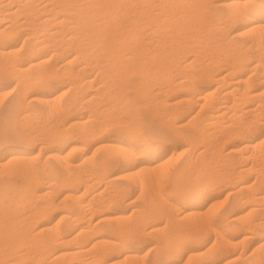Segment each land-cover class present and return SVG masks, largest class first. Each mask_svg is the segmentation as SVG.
I'll return each instance as SVG.
<instances>
[{
	"label": "bare ground",
	"instance_id": "obj_1",
	"mask_svg": "<svg viewBox=\"0 0 264 264\" xmlns=\"http://www.w3.org/2000/svg\"><path fill=\"white\" fill-rule=\"evenodd\" d=\"M15 3L18 5V7L17 6L13 7L14 5H12V4H15ZM19 11H21V13ZM18 12L20 13V15L22 14V12L25 15L23 14L24 21L16 24L13 21L14 20H16L15 22L18 21L17 17H19V16L16 15V14H19ZM26 15H27V17H29L28 22L26 20L27 18L25 19ZM14 17H15V19H13ZM5 18L6 19L10 18L9 20H13V21L5 20ZM19 18H21V17H19ZM222 19H225L226 24L227 23H232V24L238 23V25H239L237 30H235L233 33L232 32L230 33V37L228 35H226V40H227V37L229 38V42L227 41L228 43H230V44L234 43V42L236 43L237 40L239 41L240 38H242L245 40L244 46L246 44L247 45L259 44L261 46V49H260V46H258V45H256V46H258L259 48L255 47L259 50V52L256 51L258 53V54H255V55H257V59L254 62H252L253 64H250L249 66L247 65L248 67H245L246 64L244 66H243L244 63L242 64L243 57H237V58H234L233 62H230L231 63L230 67L228 66V65H230V63L229 64L226 63L227 64L226 66H228L229 68L225 69L224 67H222L220 69V67L219 68L216 67V65L219 64V63H217V62H219V60L216 57H214L212 54V56L218 60L217 62L212 61L215 59L211 58L212 59L211 62L202 65L203 67L206 66L205 68H203L202 66H199L201 68L198 67V69H197L196 68L197 66L195 67V69H196L195 71L198 72V70H199L198 73L186 74L187 73L186 72L182 75L180 74L181 75L180 78L176 76V78H174V81L171 80V78H173L174 76L172 77L168 74L170 76V78H169L165 72V70L169 69V67L166 69V65H167L166 63L167 62L166 63L161 62V58H162V61L166 60V59L165 60L163 59V54L166 52V50H168V49L170 50V48H169L170 45L168 47H166V44H168V43L170 44V42L174 43L173 41L177 42L176 39L180 38L179 36H182L181 39L185 38L188 41V38H187L188 34L186 36H184V33H185L184 30H186V33L187 32L190 33L189 31L192 28L197 29L198 33L196 32L197 30L196 31L194 30L196 33L192 31L189 35H191V37L193 39H195L196 37L201 38V36L197 35V34H199V32H201V30L199 31V29L202 28L201 26L206 27V24L211 25V26H213V25H215V26L219 25L220 26V24H221L220 21ZM21 20H23V19H21ZM24 22L27 23V27L29 24L35 28L30 27L33 30H31L30 28H27V29H30V32L26 31L25 37L23 38L24 40L21 43L24 45L26 42V43H28L27 44L28 46H26L25 49H22L23 45L21 46V48L17 47L18 49H14L15 47L13 48V46H12L13 44L11 45V43L7 42V40L10 37V35H13L12 33L14 31H16V33H15L16 35L18 32H21V31L17 30V28L20 27L19 29L21 30L22 25H24ZM13 23H14V26H13ZM54 26L59 27V29L53 30L52 28ZM187 27H190L191 29L187 28ZM221 27H223V26L221 25ZM10 28H11V30H10ZM12 28L16 29V30H14L12 32V30H13ZM24 28L26 29L25 26L23 27V29ZM216 28H217V26H216ZM225 28L227 29L226 32L229 31L227 27H225ZM144 29H147L148 31H147V34L143 35ZM202 29H204V28H202ZM213 29H215V28H213ZM217 29H220V27ZM223 29H224V27L222 28V30ZM181 30H182V32H181ZM178 31L180 33H178V36H177L176 34ZM183 31H184V33H183ZM204 31L205 30H203V33L202 34L200 33V34L201 35L206 34V32H204ZM181 33H183V34L181 35ZM212 34H213V32H211V35ZM226 34H228V33H226ZM145 35H146V38H145ZM217 35H219V34H217ZM220 35H219V37H220ZM222 35H223V32H222ZM183 36H184V38H183ZM58 37H59V39H57ZM191 37L189 39L193 42ZM197 38H196V40L199 39V38L198 39ZM211 38H213V37H211ZM215 38H216V36H215ZM224 38H222V40ZM216 39H213V40L216 41ZM50 40H54V41H52V43L57 42L58 40H60V42H61V43H57L56 45H58V46L60 45V46L57 49L53 48L55 50L51 51V52H49L48 50L45 49L47 44L49 45V43L51 42ZM220 40L221 39L219 38V41ZM8 41H10V40H8ZM71 41H77L78 44L80 42L81 46L83 43V44H85L86 47L83 45L84 47L81 48V46H80L79 48H81L82 50L77 49L78 51H76V52L73 51V52H75L73 54L68 55L66 53L67 56L66 57H65V55L63 56V57H65V63L63 65H65V64H67V65L72 64L73 65V63L76 64V62L74 60L78 59L79 57L80 58L84 57L82 59V61H83L85 58H87V56L89 58V56L94 54V53L101 54L102 57L98 58V59L102 58L101 59L102 62L101 61L100 62L110 64L109 67H111V69L109 68L107 70L108 67L106 66V71L109 73H112L113 75L118 76L119 79L121 78L122 82L124 80L123 78H125V77L128 78V76H127L128 74L130 75L131 73H135V72H136V75L140 74L139 76L143 79L144 83L143 82L142 83L137 82L138 84H135L134 87H133V85L132 86L129 85L130 87H132L131 89L134 88L135 91L134 90L133 91L135 92L134 94L137 97L138 96L139 97H143V96L148 97L149 96L148 93H151V92H147V91H150L151 87H150V89L146 88L149 86L147 84V83H149L148 80L153 79V82H155L154 80H156V79H154V77H152V76H153V74H155L156 71L160 70L162 74H165V76L167 75L164 80L166 82L170 80V82H169V84H168V82L166 83L167 86L164 85L165 83L162 84L166 87L160 88L159 92H158V90L156 91L158 93L157 94L158 96H159V93H163L162 95H164V93H168V92L171 93L172 90H173V93H175L174 90L176 88H178V89H176V91L179 90V88H181V89L183 88L184 94H182V97H183L182 100L185 103L192 104V105L195 104L196 106H198V108H202L204 105H207L206 107L208 108V110L206 111V113L203 116H200L201 114L199 115V112L201 111V110H199V111L195 112L193 115H191L190 117H188L187 120L185 121L184 125L187 127H189V126L193 127L191 129L195 131L194 134L192 132L191 133L192 135H190V136L188 135V142H186L185 145L188 143L190 145H192L193 143L197 144L196 142H198V144H200L202 142L201 144L203 145V143L205 142L204 140H206L205 139L206 137H207V139L213 138V137H209V135H211V134H209L207 132L208 130L206 131L207 133L204 132L206 129L213 127V126H210V124H214V123L216 124L218 122L217 125H215L217 127L214 126L217 129L219 127L218 124L220 125L218 119L221 118L222 114L227 112L229 109H232L233 105H234L233 110H234V107H236V106L239 108V106H242V105L244 106V104L249 105V104L245 103L246 101L243 99L248 100L252 96H255V97L257 95L261 96L264 93V89L262 90L263 92L259 91L260 94L262 93L260 95V94H255V92L251 91L249 88L255 81L261 80L262 77L264 79L263 75L262 76L259 75L261 73L264 74V0H139V1H133V0H0V69H2L4 67L8 68V70H6V71H8V74L12 75L13 78H15L16 81H14V82H16V84L20 85L19 89L22 92V94L24 92V94L27 93L25 95H28V92L31 91L30 90L31 86L38 84V82L40 80L41 81H42V79L46 80L49 77H52V79H53L54 76H58L59 70L57 71L52 65H50L53 63L49 64L50 58H51V56L53 57L54 53H55L54 55H57V51H60L59 53L62 54L61 50L63 51L65 44L69 46V42H71ZM185 41L186 40H184V42ZM217 41H216V43H218ZM153 42L158 43L157 46L153 45V47L156 46L155 48H158V51L156 50V52H159V53H155V50H153L154 48L151 47L150 44H153ZM180 42H181V40H180ZM184 42H182V43H184ZM73 43L75 44L76 42H73ZM73 43H71V46H74V45H72ZM207 43L210 44V42H208V41H207ZM78 44L77 43L75 44L76 48L78 47L77 46ZM189 44L191 47H193L196 43L193 44V46L191 43H189ZM213 44H212V46H213ZM218 45H220V44H218ZM171 46H173V45H171ZM181 46L182 45H180L178 47H181ZM205 46L207 47V45H205ZM212 46H211V48L215 49V47H212ZM165 47L167 49H165ZM196 47H198V46H196ZM208 47H209V45H208ZM76 48L73 47V50H75ZM183 48H186V47L184 46ZM194 48H195V46H194ZM225 48H224V50H226ZM172 49L173 48L171 47V50ZM176 49L174 51H176ZM182 49L178 48L176 53L172 54V56L176 54V58H177V56L178 57L181 56V58H182V53L185 54V52H184L185 50L183 51ZM216 49H217V47H216ZM220 49H218V50L220 51ZM233 49H235V47ZM237 49H235V51ZM240 49H241V47H240ZM65 50L66 49H64V52H65ZM169 50L166 52L167 54H168V52L171 51V50L170 51ZM218 50L215 51V53L217 55H218V53L220 54V52H218ZM224 50L222 49L221 51H224ZM237 51H239V50H237ZM246 51H247V49H246ZM67 52H69V51H67ZM187 53H188V51H187ZM209 53L211 55V52H209ZM161 54H162V57H161ZM207 54L208 53H206V56H208ZM216 54H215V56H217ZM250 54H251V52H250ZM198 55H200V54H198ZM146 56L149 59L146 58V60H145L144 57H146ZM159 56H160V58H159ZM164 56H165V54H164ZM168 56H171V54ZM220 56H222V55H220ZM246 56H249V55H246ZM218 57H219V55H218ZM172 58H175V57L173 56ZM203 58L205 59V55ZM223 58H224V56H223ZM225 58H226V55H225ZM254 58H256V57H254ZM62 59H64V58H62ZM95 59H96V57H95ZM98 59H96V61ZM168 59L169 58H167L166 61H168ZM78 60H80V59H78ZM88 60H90V59H88ZM174 60H177V59H174ZM178 60H180V59H178ZM184 60H183V62H186V60L185 61ZM194 60L196 61L195 58H194ZM208 60H209V58H208ZM72 61H74V62H72ZM82 61H81V63H82ZM193 61H189V62L187 61L188 63L186 62V66L188 67L189 64L191 65L193 63ZM220 61H222V59ZM168 62L170 63V61H168ZM171 62H172V60H171ZM179 62H181V61H178V63L174 64V66H172V67H174V69H175L176 65L180 64ZM223 62H222V64H223ZM226 62H228V61H226ZM173 63H175V61ZM195 63L198 64L197 62H195ZM201 63H203V62H201ZM162 64H166L165 67ZM182 64L183 63L181 62L180 67L178 65V67L180 69H181ZM184 64H183V66H184L183 68H185ZM69 65H68V68H70ZM192 66H194V64H192ZM213 66L215 67L216 70L214 69ZM102 67H104V66H102ZM172 67H170V68H172ZM212 67L214 70H212ZM243 67L247 68V70L248 69L250 70L248 74L246 72L247 75L246 74L243 75L241 73L242 70L240 71V69H242ZM65 68L66 67H64V69ZM76 68H77V66H76ZM79 68L77 71L76 70L71 71V69H72L71 68L69 70V73L67 70H65V71H67L66 72L67 75H70L74 78L71 82V85L74 86V88L77 84L80 85V86L77 85L78 88H81V86H84V85H92V82L95 78L93 80L90 78V75H91L90 72L93 69H96L98 71V75L102 73V75H103L102 77H104V75L105 76L109 75V73L106 74L107 72L105 70L104 71L106 73L102 72L101 70L103 68L101 69L100 66L95 67V65H93V67L91 68V71H88L90 68L87 69V68L82 67L83 69H86L90 75L87 74L88 72H84V70L79 69ZM186 69L187 68H185V71H186ZM1 71L3 72V70H0V73H1ZM97 71H96V73H97ZM181 71L184 72V70H181ZM243 71H244V69H243ZM64 72H62V73L60 72V74H62V75L66 74ZM99 72H101V73H99ZM233 72H234V74H232ZM256 72L258 74L256 76H254L253 74H255ZM92 73L96 74L94 72V70L92 71ZM179 73H182V72H179ZM230 74H232V76H230ZM113 75H111V76H113ZM233 75H235V76L233 77ZM70 76H67V78L71 79L72 77L70 78ZM96 76H97V74H96ZM9 77H11V76H9ZM94 77H95V75H94ZM163 77H161V79ZM127 78H125V79H127ZM141 78H140V81H141ZM167 78H169V80H167ZM146 79H148L147 83L145 81ZM164 80L162 79V81H164ZM199 80L211 82V85H207L206 87H204V89H201L196 84L197 81H199ZM124 82L126 85H128V83H129L125 80H124ZM149 84L151 85V83H149ZM154 84L156 85V83H154ZM159 84H161V83H159ZM258 84H255V85L258 86ZM106 86H107L106 91L109 88H111L110 90L112 91V89H113L112 87H114V89H115V86H113L110 82H109V84L106 83ZM159 86H161V85H159ZM117 87H119V86H117ZM117 87H116V89H117ZM128 87H126V89ZM130 87L128 88V90L130 89ZM58 88L59 87L57 86L56 89L54 90V92L56 90H58ZM74 88H73V90L76 89V88L75 89ZM86 88L87 87H85V89ZM252 88H254V87H252ZM27 89H29L30 91H28ZM26 90L28 92H26ZM34 90H35V88H34ZM110 90H108L109 91L108 94L111 93ZM76 91L77 90H75V92ZM120 93H121V91H120ZM236 93H238V97H235ZM106 94L107 93H105V95ZM230 94H231V96L233 95L231 102L224 98L227 102H225V100H224V104H222L223 97L224 96L226 97V95H230ZM162 95L160 94V96H159L160 98L158 96L157 97L159 99H161V101H163V103H166V102H164L165 99H162V97H163ZM59 96L61 99V95L60 94L58 95L57 93H54V94L53 93L52 94H42V93L32 94L31 93L30 94V101L39 102L42 106H43V104H47L49 107V104H51V103L54 104V102H58L57 98ZM74 96H75V94H74ZM120 96L123 98H126V96H123V94ZM215 96H217V97L220 96L219 99H221V98L222 99L219 101H222V102L220 103L218 101L217 105L212 104L211 100L213 101L214 99L217 98V97L214 98ZM23 97H25V96H23ZM92 97L93 96H90V98H92ZM90 98L88 99L89 100L88 103H90V101L93 99V98L92 99H90ZM104 98H107V96H104ZM128 98H130V97H128ZM148 98H151V97H148ZM212 98H214V99H212ZM60 99L58 98V100H60ZM77 99H78V96H77L76 100ZM97 99H96V102H97ZM120 99H118V100L120 101ZM152 100L154 101V98H151V101ZM156 100H157V98H156ZM237 100L238 101L243 100L244 102L243 101L242 102L244 104L243 103L240 104V102H238ZM16 101H18V100H16ZM85 101H87V100H85ZM128 101H130V100H128ZM128 101L126 102V100H125L126 103H130ZM147 101H148V99H147ZM27 102H29V101H27ZM70 102H72V101H70ZM74 102L77 103V101H75V100H74ZM101 102H102V99H101ZM140 102H141V99H140ZM148 102H150V100ZM235 102L239 103L240 105H237ZM256 102H258V101H256ZM260 102H258V103H260ZM14 103H16V102H14ZM107 103H108V101H107ZM110 103H112V102H110ZM126 103H125V105H126ZM143 103H141V104H143ZM163 103H161V104H163ZM21 104L23 105L24 103H21ZM78 104H80V103H78ZM81 104H82V102H81ZM150 104H152L153 107L155 105L151 102H150ZM88 105H93V104L90 103ZM109 105H111V104H109ZM112 105H115V103ZM117 105L118 104H116V106ZM128 105H126V106H128ZM195 105H194V107H195ZM121 106H123V105H121ZM135 106H136V104L134 105V108H136ZM188 106H189L188 109H190L191 106L190 105H188ZM243 106H242V108H243ZM254 106L251 108H248V110H244L246 108L242 109L241 107H240V109H242L241 111L244 110L245 113H249V115L253 114L251 117L255 116V118H257V120H258V118H259L258 115L260 114L258 112L261 109H263L262 112L264 111V104H259V105L257 104V106H255V107ZM258 106H260L262 108H260V107L258 108ZM13 107H15V106H13ZM64 107H68V106L66 105ZM74 107H76V106H74ZM111 107H113V106H111ZM128 107L129 108L132 107L130 109H133V106H128ZM24 108H25V106H24ZM61 109H63V108H61ZM130 109H128V110H130ZM133 110H130V111H133ZM136 111H137V109H136ZM171 111H173V110H171ZM231 111L232 110H230V112ZM177 112H178V110H177ZM180 112H178V113H180ZM262 112H261V116H262ZM172 113H174V111ZM237 113H239V112H237ZM132 114H134V113L132 112ZM134 115H132V117H135ZM229 115H228V117H229ZM231 115H233V113ZM238 115H240V114H238ZM136 117H138V115ZM176 117H179V116H176ZM232 117H234V116H232ZM238 117H241V116H238ZM76 121H77V119H76ZM121 121L123 124L124 121L122 119H121ZM121 121H120V123H121ZM137 121H136L137 125H139L138 123L142 122L141 120H139L140 122L137 123ZM235 121L236 120H234V122ZM240 121H242V120L240 119ZM248 121H249V119H248ZM250 121H252V120L250 119ZM83 122H85V121H83ZM220 122H223V121H220ZM125 123H126V121H125ZM131 123L132 122H130V124ZM231 123H230V126H231ZM246 123L247 122H245V124ZM248 123L253 125V122H248ZM75 124L77 125L76 122H75ZM134 124L132 123V125H134ZM256 124H258V121ZM70 125H71V123H70ZM181 125L184 126L183 124H181ZM252 125H250V128ZM254 125H255V123H254ZM83 126H84V124H83ZM85 126H84V128H82L81 126L78 127V129L80 127L83 129L81 131L79 130L80 133H78L79 134L78 138H79V136H81V137L84 136V139H85V136H86V138L88 137V134L85 133L87 131H84V130L89 126H86V128H85ZM126 126H127V124H126ZM206 126H208L209 128ZM134 127H133V129H134ZM222 127L224 128V126H222ZM226 128H224L223 130H225ZM211 130L212 129H210V132H211ZM218 131L219 130H217V132ZM234 131H236V130L233 129V132ZM233 132H232V134L230 132V134L231 135L234 134L236 136H238V135L242 136L239 133V130H238V133L237 132L233 133ZM178 133H179V130H178ZM92 134H94V132ZM176 134H177V132H176ZM228 134H229V132H228ZM245 134H243V135H245ZM64 136H66V135H64ZM228 136H225V137H228ZM236 136H232V137H236ZM69 137H71V136H69ZM75 137H77V136H75ZM89 137H91L90 134H89ZM89 137H88V139H90ZM78 140H77V138L71 137V139L68 141L70 143V146L68 149L69 153L73 152L75 154L76 152H82V147H80L81 145L79 146V145L75 144L76 142H79ZM145 140L144 139L139 140V143H137L138 149H140V151L142 150L144 152H149V154L150 153L154 154L155 152H157L155 147L151 145V142H147L148 141L147 139H145ZM219 140H220V138H219ZM223 140H225V139H223ZM81 141H83V140H81ZM199 141H201V142L199 143ZM213 141L215 142L217 140H213ZM221 141H222V139L220 141H217L215 143L216 145H214V147L212 146L213 148L210 146L211 149H209V151L210 152L211 151L212 152L218 151L217 154L221 153L222 151L218 148V146H220ZM136 142H138V141H136ZM206 142L204 143V145H207ZM226 142H228V141H226ZM221 144H223V143H221ZM240 144H241L242 148L245 149V151H244V153H240L239 154L240 156L238 155V158H241V157L245 158L243 156L244 154H251V153H256V154L258 153V154H261L262 156H264V152L260 150V147H261V146H259L260 143L258 144L257 142L254 141V139H252V138L251 139H244L243 141H241ZM182 145H184V144H182ZM209 145H213V144L209 143L208 146ZM114 147L116 149H118V152H116V151L115 152L118 153V156H120V158H121L120 160H122V162L123 161L126 162L127 159L129 158L128 155L130 156V154L134 150L131 147V145L127 144V143L126 144L116 143V144H114ZM207 148L208 147L205 146V148H203V149L207 150ZM224 148H225V143H224ZM193 149H194V147H193ZM209 151H207V153H205V150H204V153L208 154ZM219 151H221V152H219ZM136 152H137V150H136ZM230 152H236V151L231 147V149H229L228 153H230ZM176 153H175V150L172 149L167 153V155H165V157L164 156L162 158L159 157V159L157 157V159H158L157 165L158 166L164 165L171 158L173 159V156ZM201 153H202V150L199 154H201ZM53 154H51V155L52 156L56 155V154H54V155ZM74 154H72L71 156L75 157ZM107 154H108V156H106L105 158H103L101 160L100 165L98 166L99 168L96 170V172L95 173L93 172V174H96L95 175L96 177L93 179V181L98 183V180H100L99 181V183H100L101 181L104 180L106 187L109 185H113V183H114L113 180L116 179V177H111V176H110L111 178L106 177L107 173H105L106 172L105 170L108 168L107 166L109 165V163L113 162L112 159L114 158V156H112L113 158L110 157L112 154V151H111V153L108 152ZM66 155L68 156V153ZM48 157H49V155H48ZM251 157L255 158L254 156H251ZM50 158H52V157H50ZM151 158H153V157H151ZM28 159H30V157L28 158L27 153H25L24 151L12 150V151H8V152L0 155V172H2L4 169V171L2 172V173H4L7 170V168H10V169H8L9 171L8 170L6 171V172H8L6 174H9L6 176L9 177L11 175L12 176L14 175L17 177L16 180L10 181L8 183L0 182V264H149V263L150 264H170L168 262H166V263L163 262V260L174 257V255L176 253H179L178 251H179V249H181L180 247L182 245L184 246V243H186L188 241L195 240L198 237L200 238V236L202 234H205L206 231H212L213 230L214 233L217 232V234L219 233L218 235H221L224 232V230L230 229L232 224H233L231 222V220H232L231 219L230 221H227L224 223H219L216 227H214L211 225V223L209 221L200 220V219H202V218H200V215L202 212H200V210H199L200 208H199V206H197L198 203L195 204V202L200 199L203 192H206L207 189L210 187V185H208V182H206V181L203 182L201 180V177H204V176H200L201 174H199V175L197 174L198 176H196V175L194 176L195 172H194V174L192 172V175H190L191 170L189 172L190 174H186L184 168H180L176 165L175 166L172 165L171 169L174 170V178L168 184L165 185V181L163 180L164 178H162L161 175H158L159 177H155V175H153L154 177L151 178L150 180H148L147 184L149 185L150 192L149 193L145 192L146 194H149V195L147 196L145 194L146 196H144L145 198L143 199L144 200V210H145V207H146V210L139 213L136 221H134L135 222L134 225L128 224L126 226V224H127L126 223V224H124V227H121L117 224H112L110 217L102 215L101 217L97 218L94 221H92V219H93L92 217L88 218V220L86 221V224L84 226L80 227L79 222L81 223V221L77 222V220L79 218L77 219L76 217L75 218L73 217V215L76 214L75 213L76 211L73 212L75 214H71L70 210H69L70 212L68 213L67 210L65 209L66 210L65 212H67V213L62 215V219L59 218L61 220V222L64 218L66 219L65 222L63 223L65 225H61V222L59 223V220H58V223H55L54 225L49 226V224H47V222H46L47 220L45 221L44 218L47 215L48 210L50 209V208L48 209V206L51 205V207H52V204H50V203L53 201L50 200L51 202H49V203L46 202V205H43V206H36V203H37L36 202L35 206H34L33 205L34 203L30 204L32 198L34 197L35 200H37V197L39 196V200H40L41 197H44L47 194H49L50 190H52L55 186H58V185L65 184L66 186H70L71 184H73V182H76L78 180L77 178L80 175L77 177L72 176L73 178L68 176L63 181L49 180V181L44 183L45 185L41 186L38 183H40L44 179L43 180L40 179V177L36 174V172L34 170V168H35V167H33L34 165L31 166L29 164L31 160H28ZM130 159H131V157H130ZM57 160H58L59 165H61L64 168L65 172H67L69 174L74 173V175H76L75 174L76 171L79 172V170H80V168H78L79 164L77 165V163L75 164V163H72L69 161L67 162V161L63 160L62 158H58V157H57L56 161ZM72 160H73V158H72ZM188 160H190V159H188ZM147 161H149V160H147ZM170 161H169V164H170ZM128 162H127V164H129ZM7 166H10V167H7ZM37 166H38V164H37ZM197 166H196V168H197ZM202 166L204 167V164H202ZM187 167H189V165ZM203 167L201 168V165H199V168L197 169V173H203L202 171L205 170ZM196 168H195V170H194V168H192L193 171H196ZM251 168H252V166H251ZM81 169H82V167H81ZM171 169H169V170H171ZM242 170H246V172L250 171L249 169L247 170V168L246 169L244 168ZM89 171H91V170H89ZM238 171L242 172L241 170H238ZM237 172L235 175H237V176L240 175V172H238V174H237ZM83 174H82V177L84 176ZM261 174H263V173H261ZM243 176L244 175L241 174L240 177H243ZM84 177L86 178V175ZM89 177H91V176H89ZM259 177L260 176L258 175L257 178H259ZM87 178H88V175H87ZM91 179H92V177H91ZM146 179H147V177H146ZM235 179H236V177H235ZM260 179H261V177H260ZM206 180H208V177ZM168 181H170V180L168 179ZM255 181H256V179H255ZM87 183H86V185H87V187H89ZM97 183H96V185H97ZM134 183H135L134 186H136L140 191H142L143 189H145V187L148 186L145 183V181L142 179L141 180L136 179ZM234 183H232V184H234ZM239 183H240V185H239L238 190H241V189H244V191H245V189L248 190V193L247 194L245 193L246 195L243 197V198H246L245 200L248 199V201H250V199H256V198H259L261 196L259 194H261V191H263V190L258 192V191H256L255 188L261 187L262 185H264V183L261 185L260 181H259L258 185L256 187H254L256 182H254V186L251 182H249L247 180L242 181V182H240V180H239ZM37 184L41 187V189L36 188ZM93 184H94V182H93ZM259 184H260V186H259ZM86 185H85V188H86ZM99 186H101V185H99ZM107 188H109V187H107ZM66 189L69 191H66L65 196H66V198L69 197V199L72 201V202L70 201L71 202L70 205L71 206L73 205L72 209L73 208L77 209L80 214H81V211H83L82 214L89 213V212H92V213L96 212V210L98 211L101 208V206L103 204H105L102 202H101L102 204H99V202H98V204H96L97 203V201H96V203L94 205H91L94 201L92 203H86V201H81L79 199V195H78L79 190L77 188L72 189V188L67 187ZM234 190L235 189L233 186V189H231L228 194L234 193ZM238 190H236V191H238ZM102 191L103 190H99L97 193H95L93 198L94 197L97 198L98 196L100 197L102 193L103 194L106 193L105 189H104V192H102ZM208 191H209V189H208ZM107 192H109V190ZM109 195H111V194H109ZM203 195H205V193ZM262 197L264 198V196H262ZM93 198H92V200H93ZM95 198H94V200H96ZM106 198H107V196H106ZM115 198H116V195H115ZM153 198H155V200ZM103 199H104V197H103ZM48 200H49V198L47 200H42V201H48ZM61 200H63V199H61ZM64 200H66V199H64ZM260 200H264V199H262L260 197ZM101 201H102V198H101ZM107 201H108V199H107ZM111 201H112V199H111ZM115 201H116V199H115ZM115 201H113V202L115 203ZM123 202H124V200H123ZM258 202H260V201H258ZM65 203H66V201H65ZM161 203L165 204L170 209V211L169 212L167 211V209L165 208V205H164V207L161 206ZM30 205H33V207L31 208ZM105 206H106V204H105ZM51 209L53 210V208H51ZM103 210H104V208H103ZM102 211L100 209L99 212H101V214H102L103 213ZM105 212H106V210H105ZM134 212H132V213H134ZM79 213L77 214V217H78ZM115 213H116V211H115ZM99 214H96V215L98 216ZM48 215H49V213H48ZM163 215H170L171 220L172 219L175 220V218L177 220H179V219L180 220L181 219L189 220L186 218H195L193 220L195 222H194V224H193V222H191L193 224L192 225L193 227L190 224H188V226H186L187 224L185 222L186 225L184 227H180L178 229L174 228L175 230H173L171 233H168V234L163 235V233H162L163 236L161 235L160 239L159 238H158V240L156 239L157 241L153 245V251H154V249L157 250V253L155 250L156 255L153 256L150 261H147V259H144V257L146 255H148L147 252L151 251L152 249H148L146 252L140 253V251L138 249H134L133 247L130 248V246L128 247L127 246L128 245L127 240L129 241V239L125 240L120 235L122 233L124 235V232L128 231L129 235L127 234L128 235L127 238H129V236L131 234V237H133L132 239L135 240V238L139 237V235H142L140 233H142L143 231H140V227L144 226L143 224L148 223V222L151 223L150 228L148 230V233L149 234H155V235L160 234L161 232H164V231H162L163 226L161 227L159 225L157 218L158 217L160 218ZM202 216H204V215H202ZM128 217H129V215H128ZM83 218H85V217H83ZM115 218H114V220H115ZM120 218L123 219L124 217H120ZM130 218H128V219H130ZM117 219H119V217ZM122 219H121V221H123ZM207 219H208V217H207ZM38 220H40L42 222L43 226L41 228H39L38 230L35 228L33 229L34 222H37ZM81 220H82V218H81ZM191 220L192 219H190V221ZM234 220H237V219L233 218V222H234ZM40 221H38V222H40ZM119 221L120 220H118L117 222H119ZM125 221L127 222L128 220H125ZM43 222H45V223H43ZM76 222L78 223L79 226L76 225ZM182 222H184V221H182ZM253 223H255V222H253ZM82 224H83V220H82ZM120 224H122V223H120ZM166 224H168V222ZM174 224H173V226H174ZM62 226H64V227H62ZM122 226H123V224H122ZM175 226H177V225H175ZM251 226H252V224H251ZM260 227H262V226H260ZM63 228L67 229V230L62 231L61 229H63ZM248 230H249V227H248ZM249 232L250 231H248V233L243 232L244 233V235H243L244 240H245V238L248 239ZM91 233H96V234H94L95 235L94 240H92L93 242L90 245H86L88 242H91V240L88 241V238H89ZM148 233H146V234H148ZM143 235H144V233H143ZM155 237H157V236H155ZM220 237H222V236H220ZM219 243H220V241H219ZM221 243H223V242H221ZM231 244H233V243H231ZM225 245H226V242H225ZM183 246H182V248H183ZM259 246H260V248H262V247L264 248V241L261 242L259 244ZM214 248H215V246L213 247V250L210 249L211 251H213V253H212L213 255H214V253L220 254L223 251L222 248H217V249H214ZM260 248H259V250H260ZM259 250H258V252H259ZM181 251H183V249ZM260 251L262 252V250H260ZM252 252H254V251L252 250L250 252V254ZM200 254H198L199 257H200ZM226 254L227 253L225 252V255ZM248 256H249V254H248ZM248 256L245 257L244 259L248 260L249 259ZM238 257L241 258L242 256H240V255L237 257H235V255L226 256L225 257L226 260H225L224 264H229L233 261H236V259H238ZM261 257H263V256H261ZM201 258H203V257H201ZM246 258H248V259H246ZM241 259L244 260L243 257ZM73 260H75V261H73ZM185 260H187V259H185ZM177 262L178 261H173L171 264H178ZM204 264H206V262ZM210 264H214V261L210 262Z\"/></svg>",
	"mask_w": 264,
	"mask_h": 264
},
{
	"label": "rangeland",
	"instance_id": "obj_2",
	"mask_svg": "<svg viewBox=\"0 0 264 264\" xmlns=\"http://www.w3.org/2000/svg\"><path fill=\"white\" fill-rule=\"evenodd\" d=\"M133 1H139V0H133ZM12 5H14L13 7H16V6L18 7V5L16 3L12 4ZM19 12L21 13V11H19ZM20 13L16 14L17 16L21 17V18L17 17V20H18L17 22H15L16 20H14V21L13 20H9L10 18L9 19L5 18V20L13 21L14 23L18 24V23L24 21V16H23L24 13L22 12V14H21L22 16L20 15ZM13 19H15V17ZM21 19H23V20H21ZM25 19L27 20V22L29 21L28 20L29 17H27V15L25 16ZM14 23H13V26H14ZM220 23H221L220 26L219 25H216V26H217V28L220 27L221 30L217 29L215 25H213L214 27L211 26V25H208V24H206V27L205 26L204 27L201 26L204 29H202L200 27L201 29H199V31L201 30V32H199V34H197V35L201 36V38L198 37L199 38L198 39L196 37L198 40H196L195 37H194L195 39H193L191 37V35H189L192 31L195 32L197 29H193L192 28L193 29L192 30L190 27H187V28L191 29L189 31L190 33H188V32L186 33V30H184V29L183 30L185 31L186 34L184 33V31H183V33H184V36H186L188 34L187 38H188L189 42L187 41V39L184 38V36H183L184 39H181L182 36H179L180 38L176 39L177 42L173 41L174 43L170 42V44L169 43L166 44V47H168L170 45L169 46L170 50H171V47L174 49L175 47L177 48L180 45H182L181 46L182 48L184 46L186 47V48H183V49L181 47H178V48L182 49L183 51L185 50L184 51L185 54L182 53V58H181V56H179L180 58L178 56L176 58V54L173 55L175 58H172L173 57L172 54L176 53L178 48L177 49L175 48L176 51H174L175 49L174 50L172 49L174 52L172 50L170 51L168 49L170 52H168V54H167L166 52L168 50H166V52L164 53L165 56L163 54V59L167 60V58H169L168 61H170V63L168 61H166V60L162 61V58H161V62L162 63H166L167 62L166 63L167 65L166 64H162V65L164 67L166 65V69L169 67V69L165 70L166 74L167 75L169 74L172 77L174 76L173 78H171V80L174 81V78H176V76L180 78V76L182 74L186 73V72H187L186 74L198 73L199 70H198V72L195 71L196 70L195 67L197 66L196 68L198 69L199 66H202L203 64L211 62V60L214 57H216L219 60V62H217L218 60L215 59V58H214L215 60H212V61H216L217 63H219V64L216 65V67L217 68L220 67V69L222 67H224L225 69L229 68L231 66L230 62H233L234 58H237V57H243L242 64L244 63L243 66L246 64L245 67H248L250 64H253L252 62H254L257 59V55H255V54H258L256 51L259 52V50L257 48H259L258 46H260V45L256 44V45H258V46H256V45L253 44L254 45L253 46V45H247L246 44L244 46V44H245L244 41L245 40L242 39V38H240L239 41L237 40L236 43L235 42L231 43V44L228 43L229 42V38L227 37V40H226V35H228L230 37V33L231 32L233 33L235 30H237L239 25H238V23H236V24L235 23H233V24L232 23H227L226 24L225 23V19H222L220 21ZM221 25L224 27L225 30L224 29L222 30L223 27H221ZM24 26L26 27V29L25 28L23 29ZM30 27H33V26L28 24V27H27V23L24 22V25H22L21 30L19 29L20 27L17 28V30L21 31V32L17 31L18 32L17 33L18 36L15 34L16 31H14L16 29L12 28L13 29L12 32L14 31L12 34L14 36L15 35L16 36L14 37L13 35H10V37L8 38V40H10V41L7 40V42L11 43V45L13 44L12 46H13V48L15 47L14 49H18L19 47L21 48V46L23 45L21 43L24 40L23 38L25 37V33H26V31L30 32V29H31ZM55 27L56 26H54L52 29L53 30H58L59 29V27H56L57 29ZM212 27L215 28V29H213ZM225 27H227L229 31L226 32L227 29ZM27 28H30V29H27ZM33 28H35V27H33ZM10 30H11V28H10ZM31 30H33V29H31ZM203 30H205L204 32H206V34L201 35L203 33ZM144 31H143V35L147 34L148 30L144 29ZM179 31L176 34L177 36H178V33H180ZM181 32H182V30H181ZM196 32L198 33V30ZM211 32H213L212 35H211ZM222 32H223V35H222ZM183 33H181V35ZM226 33H228V34H226ZM217 34H219V35L221 34L220 37ZM215 36H216L217 39L215 38ZM190 37L193 40V42L189 39ZM211 37H213V38H211ZM221 37L222 38L225 37V38L222 40ZM145 38H146V35H145ZM219 38L221 39L220 41H219ZM57 39H59V37ZM213 39H216V41L218 40L217 41L218 43H216V41L213 40ZM180 40H181V42H180ZM184 40H186L187 42L186 41L184 42ZM50 41H51L50 43L48 42L49 45L47 44V46L45 47V49L48 50L49 52L54 51L55 49H57L60 46V45L59 46L56 45L57 43H61L60 40H58L57 42H54L55 44L52 43V41H54V40H50ZM207 41L210 42V44L207 43ZM73 42H76L78 44L77 41H71V42H69V46L65 44V46H64V49H66L65 52H64V49H63V51L61 50L62 54L59 53L60 51H57V55H54L55 54L54 53L53 57L51 56V58H50L49 64L53 63L54 65L53 64H50V65H52L57 71L59 70L58 71V76H54L53 79H52V77H49L46 80L45 79H42V81L40 80L38 82V84H35L34 86H31L32 89L30 88V90L31 91L33 90L32 92L29 89H27V90L30 91V92H28L26 90V92H28V95H25L27 93L24 94V92L22 94V92L19 89L20 85L16 84V82H14V81H16L15 78H13L12 75L8 74V71H6V70H8L7 67H4L5 69L4 68L0 69V70H3V72L1 71V73H0V155L3 154V153H6L8 151H12V150L24 151L25 153H27L28 158L30 157V159H28V160H31L29 164L31 166L34 165L33 167H35L34 170H35L36 174L40 177L41 180L44 179L43 181H41L43 184L41 182L38 183L41 186L45 185L44 183L49 181V180L63 181L68 176L69 177H72V176L73 177H77L79 175L81 176V177L79 176L77 178L78 180L76 179L77 181L73 182V184H71L70 186H66L65 184L55 186L54 187L55 189L53 188L52 190H50L49 194H47L44 197H41L40 200H39V196L38 197L36 196L37 200H35L34 197L32 198L30 204L34 203L33 204L34 206H35L36 202H37L36 206H43V205H46V202L49 203V202L53 201V202L50 203V204H52V207H51L50 204H49L50 206H48V209L49 208L50 209L53 208V210L49 209L48 212H47V215L44 218L45 221L47 220L46 221L47 224H49V226H52L55 223H58V220H59V223H60L61 220L59 218L62 219V215H64L67 212L69 213L71 211L70 212L71 214H75L76 213L75 215H73L74 218L76 217L77 219L78 218L80 219V220L79 219L77 220V222L81 221V223L79 222L80 227L84 226L86 224V221L88 220V218L92 217L93 219L92 218L91 219H92V221H94L97 218L101 217L102 215L110 217L112 224H117V225H119L121 227H124V224H126V223H127L126 226L128 224L129 225L130 224L134 225L135 224L134 221H136L139 213H141L142 211L146 210V207H145V210H144V200L143 199L145 198L144 196H146V195L148 196L149 195V194H146L145 192H148V193L150 192L149 185L147 184L148 180L153 178L154 177L153 175H155V177H159L158 175H161V177L164 178L163 180L165 181V185L168 184L174 178V170L171 169L172 168L171 166L172 165H174V166L176 165V166H178L180 168H184L186 174H190L191 173L190 175H192V172H193V174L195 172L194 176L195 175L198 176L199 174H201L200 176H204V177H201V180L203 182H205V181L208 182V185H210V187L208 188L209 191H208V189H207V191L205 190L206 192H203V194L205 193V195L202 194L200 199L197 200L198 202L197 201L195 202V204L198 203L197 206H199V208H200L199 210H200V212H202L201 215H200V218H202V219H200V220L209 221L211 223V225L214 226V227H216L219 223H224V222L230 221L231 219H232L231 222L233 224H232L230 229L224 230V232L221 235H218L219 233L217 234V232H215L216 233L215 234L213 230L212 231H206L205 234H202L203 236L202 235L200 236V238L198 237L195 240L188 241V242L184 243V246L182 245L183 248H182V246L180 247L181 249H179V251H178L179 253H176L174 255V257H171V258L166 259V260L164 259L163 262H165V263L168 262L170 264L173 261H178L177 262L178 264H198V263L199 264L200 263L204 264L206 262V264H210V262L214 261V264H224V262L226 260L225 259L226 256L235 255V257H237V256L240 255L244 259L249 254V256H248L249 259L246 258L248 260H245V259L242 260L241 259L242 257L241 258L238 257V259H236V261H233V262H231L229 264H264V258H263L264 257V248L263 247L260 248V246H259V244L264 241V200H260V197L262 199H264L262 197V196H264V185H262L264 183V177H263L264 176V172H263L264 171V167H263L264 166V164H263L264 163V159H263L264 156H262L261 154H258V153L257 154L256 153H251V154H244L243 156L245 158H243V157L238 158V155L240 153H244V151H245V149L242 148V146L240 144L241 141H243L244 139H251V138L254 139L255 142H257L258 144L260 143L259 144V146H261L260 150L264 152V142H263L264 141V127H263L264 126V111L262 112L263 109L259 110L258 113H260V114L258 115V117H259L258 120H257V118H255V116L251 117L253 114L249 115V113H245L244 112V110H248V108L253 107L256 103L258 105L259 104H264V93L263 94L261 93L262 95L260 94V92L264 89V79H263V77L261 78V80H259L260 82L259 81H255L249 87L251 91L255 92V94H260L261 96H258V95L256 97L252 96V97H250V99L247 98L248 100L243 99V100L246 101L245 103H247L249 105L244 104L243 100H239V101L237 100L238 102H240V104L241 103L244 104V106L242 105L243 108H242V106H239V108H238L235 105L238 109L236 107H234V110H233V106H234L233 105L232 109H229L227 112L222 114L221 118L222 117L223 118L221 119L219 117L221 120L218 119L219 123H220V125L218 124V126H219L218 128L219 129L215 128V127H217L215 125H217L218 122L216 124L215 123L214 124H210V126H213L211 128L206 126L209 129L205 128L206 130L204 132H206L208 130L207 132L209 134H211V135H209V137H213L211 139L208 138L209 140L207 139V137L206 138L204 137L206 139V140H204L205 142L208 140L206 142L207 145H204V143H205L204 141H203L204 142L203 145L201 144L202 143L201 141H199V143L201 142L200 144H198V142H196L198 145L194 144V143L192 145H190L189 143L185 145V143L188 142V135L190 136V135H192L191 134L192 132H193V134L195 132L194 130L191 129L193 127H190L189 125H188L189 127H187V126L184 125L185 121L187 120L188 117H190L191 115H193L195 112H197L199 110H201L199 112V115L201 114L200 116H203L206 113V111L208 110V108L206 107L207 105H204L202 108H198V106H196L195 104H194L195 105V107H194V105H192V104L185 103L182 100V98H183L182 94H184V92H183L184 89L183 88L182 89L179 88V90H177V91H176V89H178V88H176L174 90L175 93H173V90H172L171 93L173 95L170 92L164 93V95H162L163 93H159V96L161 94L163 96V97L161 96L162 99H165L164 102H166V103H163V101H161V99H159L160 97L157 95L158 93L156 91L158 90V92H159L160 88L166 87L167 86V84H166L167 82L169 84L170 76L168 75L169 78H167V80H169V81L166 82L164 79L166 78L167 75L165 76V74H162L160 70L156 71L155 74H153V76H152V77H154V79H156V80H154L155 82H153V79H149V80L146 79L145 80L146 83L148 81H149V83H151V85L149 83H147L149 85L148 86L149 88L148 87H146V88L150 89V87H151L150 91H147V92H151V93H148L149 94L148 97L154 98V101L153 100L151 101V98H148L147 96H145V97L144 96L143 97H139L138 96L137 97L134 94L135 93L134 92L135 91L134 88L131 89L132 87H130L129 85H131V86L133 85V87H134L135 84H138L139 82L142 83L143 79L139 76L140 74L136 75V72L135 73H131L130 75L128 74L127 75L128 78L125 77L127 79L123 78L125 81L129 82L128 85H126L124 80L122 82L121 78L119 79L118 76L113 75L112 73H109V72L106 71V66L108 67L107 70L109 68L111 69V67H109L110 64L101 63L102 62L101 61L102 58L98 59L99 57H102L101 54L94 53V54L90 55L89 58L87 56V58H85L86 60L84 59L83 61H82V59L84 57H81V58L79 57L78 59H80V60H78V59L74 60L76 62V64L75 63H73V65L72 64H70V65L68 64L70 66V68H68L67 64L63 65L65 63V57L67 56V54L68 55L69 54H73L76 51H78L77 49L82 50L81 48L85 46V44H83V43H82V46H81V44L79 42V44L77 45L78 47L76 48V46H75L76 43L74 44ZM182 42H184V43H182ZM71 43H73L72 45H74V46H71ZM189 43H191L192 46H193V44L196 43L194 45L195 48H194V46L191 47ZM27 44L28 43L25 42V44L23 45L22 49H25L26 46H28ZM157 44L158 43H154L153 42V44H150V45H151V47H153V45L157 46ZM212 44H213V46H212ZM218 44H220V45H218ZM171 45H173V46H171ZM205 45H207V47ZM208 45H209L210 48L208 47ZM80 46H81V48H79ZM156 46H154L153 47L154 49L153 48L152 49L155 50V53H159V52H156V50L158 51V48H155ZM196 46H198V47H196ZM211 46L215 47V49L211 48ZM233 46L235 47V49L238 48L237 50H239V51H237V50L235 51V49H233L234 48ZM73 47L76 48V49L73 50ZM166 47H165V49H167ZM216 47H217V49H216ZM240 47H241L242 50L240 49ZM255 47H257V48H255ZM53 48H55V49H53ZM224 48L226 50H224ZM218 49H220V51ZM222 49L225 52L221 51ZM246 49H247V51H246ZM260 49H261V46H260ZM217 50H218V52H220V54L217 52L219 57L215 53V51H217ZM67 51H69V52H67ZM73 51H75V52H73ZM187 51H188L189 54L187 53ZM209 52H211V55H210ZM250 52H251V54H250ZM169 53L171 54V56H168V55H170ZM206 53H208L207 55L209 57L206 56ZM196 54L197 55L200 54V55L197 56ZM212 54H213L214 57L212 56ZM215 54L217 56H215ZM64 55H65V57H63ZM204 55H205V59L206 60L203 58ZM220 55H222V56H220ZM225 55H226V58H225ZM246 55H249V56H246ZM223 56H224V58H223ZM253 56L256 57V58H254ZM95 57L99 61L98 60L96 61ZM161 57H162V54H161ZM196 57L197 58L199 57V58L197 59ZM62 58H64V59H62ZM144 58L146 60L147 56L144 57ZM159 58H160V56H159ZM194 58L196 59V61L194 60ZM208 58H209V60H208ZM220 58L222 59V61H220L221 60ZM88 59H90L91 61L88 60ZM147 59H149V58H147ZM174 59H177V60H174ZM178 59H180V60H178ZM184 59L186 60V62L194 60L193 63H192V64H194V66H192V64L191 65L189 64L188 65L189 68H188L186 66V62H183ZM171 60H172V62H171ZM173 60L175 61V63H173L174 62ZM74 61H72V62H74ZM81 61H82V63H81ZM178 61H181L183 64L185 63L184 64L185 68H187L186 71H185V68H183L184 67L183 64L181 65V69L179 68L181 62H179L180 64H178L179 67H178V65H176L175 69H174V67H172V66H174V64H177ZM226 61H228V62H226ZM195 62H197L198 64H196ZM201 62H203V63H201ZM222 62H223V64H222ZM226 63L227 64L230 63V65H228L229 67L226 66L227 65ZM93 65H95V67L100 66L101 69L103 68L101 70L102 72H104V73L107 72L106 74L109 73V75L111 74L113 76H111V75L110 76L109 75L105 76L104 75V77H102L103 75H102L101 72H99L101 74L98 75V71L96 69H93L95 73L97 71V73H96L97 76H96V74L92 73L93 70L91 71V68L93 67ZM76 66H77V68H76ZM102 66H104V67H102ZM64 67H66L67 69L66 68L64 69ZM82 67L83 68H87V69L90 68L88 71H91L90 73H91L92 76L89 74V72L86 69H83ZM170 67H172V68H170ZM205 67H203V68H205ZM213 67H212V70L215 69V67H214V69H213ZM78 68L84 70V72H88L87 74L90 75V78L92 80L95 78L93 80V82H92V85H84V86H81V88H78V86H80V85L77 84L78 86L77 85L75 86L76 89L74 88V86L71 85V82H72V80L74 78L72 76H70V75H67L66 72L68 71V73H69L70 69H71V71L72 70H76L77 71ZM199 68H201V67H199ZM243 69H244V71H243ZM65 70H67V71H65ZM181 70H184V72L181 71ZM240 71H241V73L243 75H245L246 72L248 74L250 70L249 69L247 70V68L243 67L242 69H240ZM60 72L61 73L64 72L66 74L62 75V74H60ZM179 72H182V73H179ZM257 72L255 74H253V75L256 76L258 74ZM232 74H234V72ZM232 74H230V76H232ZM66 75L70 76V78L71 77L72 78L69 79V78H67ZM94 75H95V77H94ZM259 75L260 76H262V75L264 76L263 73H261ZM9 76H11V77H9ZM234 76L235 75H233V77ZM161 77H163L162 79L164 81H162ZM140 78H141V81H140ZM109 82L113 86H115V89H114V87H112L114 90L112 89V91H111L110 90L111 88H109V89L107 88L111 92V93L108 94L109 91L108 90L106 91V87H107L106 83L109 84ZM154 83H156V85ZM159 83H161V84H159ZM162 84H164L166 86H164ZM196 84L201 89H204V87H206L207 85H211V82L204 81V80H199V81H197ZM255 84H258V86L255 85ZM157 85L158 86L161 85V86L158 87ZM57 86L59 88H58V90H56L54 92V90L56 89ZM117 86H119V87H117ZM128 86L130 87L131 90L130 89L128 90V88H129ZM85 87H87V88L85 89ZM116 87H117V89L119 91L116 89ZM126 87H128V88L126 89ZM252 87H254V88H252ZM34 88H35V90H34ZM73 88L75 90H77L76 91L77 93L75 92V90H73ZM120 91H121V93H120ZM72 92L75 94L76 97L74 96V94ZM29 93L30 94L31 93L32 94H34V93L35 94L36 93H42V94H52V93L54 94V93H57L58 95L59 94L61 95V99H60V96H59L58 98L60 100H58V98H57L58 102H54V104H52V103L49 104V107H48L47 104H43V106H42L39 102L30 101V94ZM105 93H107V94L105 95ZM122 94H123V96H126L127 99L121 97L120 95H122ZM23 96H25L26 98L23 97ZM77 96H78V99L76 100ZM90 96H93L92 98L94 100L92 98H90ZM104 96H107V98H104ZM128 97H130V98H128ZM155 97L157 98V100H156ZM216 97L217 96H215L214 98H216ZM219 97L220 96H218L216 99L212 98L215 101L211 100V103L217 105L218 101L222 99V98L219 99ZM235 97H238V93L235 94ZM89 98L93 100V101L92 100L90 101V103L93 104V105H88V104H90V103H88L89 102V100H88ZM224 98L231 102V100L233 98V95L232 96H231V94L230 95H226V97L224 96L223 99H222L223 102L222 101H219V102L220 103L222 102V104H224V100H225ZM96 99H97L98 103L96 102ZM101 99H102V102H101ZM118 99H120V101ZM140 99H141V102H140ZM147 99H148V101L150 100V102L155 104L156 106L154 105V107H153V105L150 104V102H148ZM16 100H18V101H16ZM74 100L77 101V103L74 102ZM85 100H87V101H85ZM125 100H126V102L128 100H130V101H128L130 103H126ZM226 100H225V102H227ZM19 101L21 103H24V104L22 105ZM27 101H29V102H27ZM70 101H72V102H70ZM107 101H108V103H107ZM159 101L161 103H163V104H161ZM256 101H258L260 103H258ZM14 102H16V103H14ZM81 102H82V104H81ZM110 102H112V103H110ZM124 102L126 103V105L129 104L128 106H133L134 110L130 109L132 107L129 108L128 106H126ZM78 103H80L81 105L78 104ZM114 103H115V105H112ZM141 103H143V104H141ZM109 104H111V105H109ZM116 104H118V105L116 106ZM120 104L123 105V106H121ZM135 104H136V106H135L136 108H134ZM236 104L240 105L239 103H236ZM257 104L255 106H257ZM66 105L69 108L68 107H64ZM188 105L191 106L190 109H188L189 108ZM13 106H15V107H13ZM24 106H25V108H24ZM74 106H76V107H74ZM111 106H113V107H111ZM240 107L242 109H244V108H246V109L241 111L242 109H240ZM259 107L260 106H258V108ZM61 108H63V109H61ZM260 108H262V107H260ZM128 109L133 110V111H130ZM136 109H137V111H136ZM171 110H173L175 114L172 113L173 111H171ZM177 110H178V112H180V111L181 112L178 113ZM230 110H232L231 112L233 113V115H231L232 113L230 112ZM260 111L262 112V116H261V112ZM132 112L134 114L136 113L139 118L136 117L137 116L136 114L135 115L132 114ZM237 112H239V113H237ZM238 114H240V115H238ZM132 115H134L135 117H132ZM228 115H229V117H228ZM176 116H179V117H176ZM232 116H234V117H232ZM238 116H241V117H238ZM76 119H77V121H76ZM121 119L124 121L123 124H122ZM240 119L242 121H240ZM248 119H249V121H248ZM250 119L252 121H250ZM139 120H141L142 122H140ZM234 120H236L235 121L236 123L234 122ZM256 120L258 121V124H256L257 123ZM83 121H85V122H83ZM120 121H121V123H120ZM125 121H126V123H125ZM136 121H137V123L140 122V123H138L139 125L136 124ZM220 121H223V122H220ZM75 122L77 123V125L75 124ZM130 122H132L133 124L135 123V124L132 125V123L130 124ZM245 122H247V123L245 124ZM248 122H253V125H254V123H255V125L253 126L252 124H249ZM70 123H71V125H70ZM230 123H231V126H230ZM83 124H84V126L85 125L89 126L87 128L85 126L86 129L84 131H87L85 133L88 134V137H89V134H90V136H91V137H89L90 139H88V137L86 138V136H85V139H84V136H82V137L79 136V138H78V135H79L78 133H80V131L83 130L82 128H84ZM126 124H127L128 127L126 126ZM181 124H183L184 126H182ZM221 125L224 126V128H226V127L227 128L225 130H223L224 128ZM250 125H252L251 128H250ZM79 126H81L82 128L80 127L78 129ZM132 126L133 127L135 126L134 129H133ZM127 129L128 130L130 129V130L128 131ZM210 129H212L211 132H210ZM233 129L236 130V131L233 132ZM178 130H179V133H178ZM217 130H219V131L217 132ZM238 130H239V133L242 136H240V135L236 136L234 134L231 135L232 132L233 133H235V132L238 133ZM93 132H94V134H92ZM176 132H177V134H176ZM228 132H229V134L231 132V134H230L231 136L228 134ZM73 134L75 136H77V137H75ZM243 134H245V135H243ZM64 135H66V136H64ZM69 136H71L72 138H77V140L79 139L78 140L79 142H76L75 144H77L79 146L81 145L80 147H82V152L83 153L82 152H76L74 154L73 152L72 153L68 152V149H69V146H70V143L68 141L71 139V137H69ZM223 136L224 137L228 136V137L224 138ZM232 136H236V137H232ZM219 138H220V140L222 139V141L220 142V146H218V148L223 153L221 151H219V152H221L219 154H217L218 151L217 152H212V151L210 152L209 151V149H211L210 146L214 147V145H216L215 143L217 141H220ZM140 139H142V140L143 139L144 140L147 139L148 140L147 142H151V145L155 147L157 152H155L154 154H151V153L149 154V152H144L142 150H141L142 151L141 152L140 149H138V147H137L138 146L137 143H139ZM223 139H225V140H223ZM81 140H83L84 142L81 141ZM135 140L138 141V142H136ZM213 140H217V141L214 142ZM226 141H228V142H226ZM116 143H119V144H126L127 143V144H130L131 147L134 149L132 151V153L130 154V156L128 155L129 158L127 159L126 162L125 161L122 162V160H120L121 159L120 156H118V153H116V152H118V149H116L114 147V144H116ZM209 143L213 144V145H209L208 146ZM221 143H223V144H221ZM224 143H225V148H224ZM182 144H184V145H182ZM205 146L208 147L207 150L203 149V148H205ZM193 147H194V149H193ZM231 147L237 153L236 152L228 153V151H229V149H231ZM172 149L175 150V153L177 152L176 153L177 155L175 154L173 156V159L171 158L170 159L171 161L169 160L171 165L169 164V161H168V162L165 163L166 165L164 164L162 166H158L157 165V161H158L159 157L160 158H162L163 156L165 157V155H167V153L170 150H172ZM136 150H137V152H136ZM201 150H202V153L199 154L201 152ZM204 150H205V153H207V151H209L208 154H205ZM111 151H112V154H111L110 157L114 156V158L112 157L113 158L112 159L113 162H110L111 164L109 163V165L107 166L108 168L105 170L106 171L105 173H107L106 174L107 178L111 176V177H116V179L113 180L114 181L113 185H109V186H107L109 188H107L106 185H105L104 180L101 181L100 183H99L100 180H98L99 184L97 182L93 181V179L96 177L95 176L96 174H93V172L94 173L96 172V170L99 168L98 166L100 165L101 160L103 158H105L106 156H108L107 153L108 152L111 153ZM53 153L56 154L57 156L54 155ZM67 153H68L69 157L66 155ZM51 154H53L55 157L52 156ZM72 154H74V156L76 158L72 157L71 156ZM48 155H49V157H48ZM251 156H254L255 158H252ZM50 157H52V158H50ZM57 157L58 158H62L63 160H65L67 162L69 161V162H72V163H75V164L77 163V165L79 164L78 165L79 166L78 168H80L79 172L76 171V173H75L76 175H74V173H72V174L70 173L69 174V173L65 172L64 168L61 165H59L58 160L56 161ZM130 157H131V159H130ZM151 157H153V158H151ZM157 157H158V159H157ZM72 158H73V160H72ZM188 159H190V160H188ZM147 160H149V161H147ZM127 162L129 164H127ZM37 164H38V166H37ZM202 164H204V167L202 166ZM188 165H189V167H187ZM199 165H201V168L203 167L205 169V170L202 171L203 173H197V169L199 168ZM196 166H197V168H196ZM251 166H252V168H251ZM7 167H10V166H7ZM81 167H82V169H81ZM192 168H194V170L196 168V171H193ZM244 168L245 169L247 168V170L249 169L250 171L246 172V170H242ZM8 169H10V168H7V170ZM169 169H171V170H169ZM89 170H91V171H89ZM190 170H191V172H190ZM238 170H241L242 172H240ZM3 171H4V169H3ZM6 171L4 173L0 172V182L8 183L10 181H13V180L17 179V177L14 176V175L13 176L11 175L9 177L6 176V175H9V174H6V173H8ZM237 171L240 172V175H238V176L235 175ZM238 172H237V174H238ZM261 173H263V174H261ZM82 174L84 176L86 175V178L84 176L82 177ZM241 174L244 175V176L240 177ZM87 175H88V178H87ZM258 175L261 177V179H260V177L257 178ZM89 176H91L92 179ZM146 177H147V179H146ZM207 177H208V180H206ZM235 177H236V179H235ZM136 179L137 180H141V179L144 180L145 183L148 186L145 187V189H143L142 191H140L136 186H134L135 185L134 182H135ZM168 179L170 181H168ZM255 179H256V181H255ZM239 180H240V182L247 180V181L251 182L253 184V186H254V182H256L254 187H256L258 185V182L260 181V184L262 186L261 187H257L258 189L257 188H255V189L258 192L263 190V191H261V194H259L261 196L259 198H256V199H250V201H248V199L245 200L246 198H243V197L248 193V190L247 189H245V191H244V189L238 190L239 189V185H240ZM93 182H94V184H93ZM86 183L88 184L89 187H87ZM96 183H97L98 186L99 185H101V186L98 187L96 185ZM232 183H234V184H232ZM38 184L36 185V188L41 189V187ZM260 184H259V186H260ZM85 185H86V188H85ZM233 186H234V189H235L234 193L228 194L229 191L231 189H233ZM67 187L72 188V189L77 188L79 190L78 191V193H79L78 195H79V199L81 201H86V203H92L94 201L91 205H94L96 203V201H97L96 204H98V202H99V204L105 203L106 206H105V204H103L101 206V208H100L101 211L104 208V210L102 211L103 213L101 214V212H99L100 211V209H99L98 211L96 210V212H93L95 215L92 212L82 214L83 211H81V214H80L77 209H74V208L72 209L73 205L72 206L70 205V203L72 201L69 199V197L66 198V196H65L66 195L65 194L66 191H69V190L66 189ZM104 189L106 190L105 191L106 193H104V194L102 193L104 196L101 194L100 197L99 196L98 197L96 196L97 198L94 197L96 199V200H94L93 196L95 195V193H97L99 190H103L102 192H104ZM108 190H109L110 193L107 192ZM236 190H238V191H236ZM109 194H111V195H109ZM115 195H116V198H115ZM106 196H107V198H106ZM91 197L93 198V200H92ZM103 197H104V199H103ZM48 198H49L48 201H42V200H47ZM101 198H102V201H101ZM121 198L124 200V202H123V200ZM61 199H63V200H61ZM64 199H66V200H64ZM107 199H108V201H107ZM111 199H112V201H111ZM115 199H116V201H115ZM153 199L155 200V198H153ZM65 201H66V203H65ZM113 201H115V203ZM258 201H260V202H258ZM33 205H30L31 208L33 207ZM164 205L165 204L161 203V206L164 207ZM165 208L167 209L168 212L170 211V209L166 205H165ZM65 209L67 210V212H65L66 211ZM105 210H106V212H105ZM115 211H116V213H115ZM73 212H75V213H73ZM77 212L79 213L78 217H77V214H78ZM130 212L131 213L134 212V213L131 214ZM48 213H49V215H48ZM96 214H99V215L97 216ZM128 215H129V217H128ZM202 215H204V216H202ZM79 216L80 217L82 216L81 218L83 220V224H82V220H81V218ZM117 216L119 217V219H117L118 218ZM169 216L170 215H163V216H161L162 218L161 217L157 218L158 219L157 221H158L159 225L161 227L163 226L162 227L163 230L162 229L161 230L164 231V232H161L160 234H156V235L155 234H149L148 230L150 228L151 223L148 222V223L143 224L144 226L140 227V231H143V232L140 233L142 235H139V237H137L138 239L135 238L136 241L134 239H132L133 237H131V234H130L129 238H127L128 235H129L128 231L127 232L125 231L124 235L122 233L120 236L123 239H125V240L129 239V241L127 240V244H128L127 246L128 247L130 246V248L133 247L134 249H138L140 251V253H144L148 249H152L151 251L147 252L148 255L145 254L146 256L144 257V259H147V261H150L151 258L153 256H155L156 253H157L156 249H154V251H153V245L156 243L158 238L160 239V236L162 235V233H163V235L164 234H168V233H171L176 228L178 229L180 227H184L186 224H187L186 226H188V224H190L192 226L194 224V222H195V221H193L195 218H186V219H189V220H185V219L184 220L183 219L177 220L175 218V220L172 219L173 220L172 221L171 220V216L170 217ZM83 217H85V218H83ZM120 217H124V218L122 219ZM207 217H208L209 220L207 219ZM114 218H115V220H114ZM128 218H130V219H128ZM233 218L237 219V220H234V222H233ZM121 219L123 221H121ZM190 219H192V220L190 221ZM65 220H66L65 218L62 220L61 225H65V224H63L65 222ZM118 220H120V221L117 222ZM125 220H128V221L126 222ZM38 221H40V220H38ZM38 221L34 222V226L32 225L33 229L35 228V229L38 230L39 228H41L43 226L42 222L41 221L38 222ZM182 221H184V222H182ZM77 222H76V225L79 226ZM167 222H168V224H166ZM185 222H186V224H185ZM191 222H193V224ZM253 222H255V223H253ZM43 223H45V222H43ZM120 223H122L123 226ZM173 224H174V226H173ZM251 224H252V226H251ZM175 225H177V226H175ZM260 226H262V227H260ZM62 227H64V226H62ZM248 227H249V230H248ZM61 230L65 231L67 229L63 228ZM248 231H250L248 239L245 238V240H244L243 235H244L245 232L248 233ZM143 233H144V235H143ZM146 233H148L149 235L146 234ZM94 234H96V233H91L90 234V236H89L90 239L88 238V241L91 240V242H88L86 245H90L93 242L92 240H94V236H95ZM155 236H157V237H155ZM220 236H222V237H220ZM219 241H220V243H219ZM221 242H223V243H221ZM225 242H226V245H225ZM231 243H233V244H231ZM212 246L213 247L215 246L214 249L222 248L223 249V251H222L223 254L222 253H220V254L219 253H217V254L214 253V255H213L212 254L213 251L210 250V249L213 250ZM259 248H260V250H262V252L259 250ZM182 249H183V251H181ZM155 250H156V253H155ZM252 250L254 252H252L250 254V252ZM258 250H259L260 253L258 252ZM225 252L227 253L226 255H225ZM198 254H200V257H199ZM261 256H263V257H261ZM201 257H203V258H201ZM185 259H187V260H185ZM73 261H75V260H73Z\"/></svg>",
	"mask_w": 264,
	"mask_h": 264
}]
</instances>
